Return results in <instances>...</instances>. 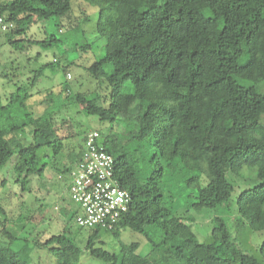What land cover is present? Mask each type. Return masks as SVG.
<instances>
[{
    "label": "trees",
    "instance_id": "1",
    "mask_svg": "<svg viewBox=\"0 0 264 264\" xmlns=\"http://www.w3.org/2000/svg\"><path fill=\"white\" fill-rule=\"evenodd\" d=\"M86 1L97 8L96 31L105 39L103 58L88 70L96 82L105 80L108 90L106 96L97 92L72 95L64 84L67 93L60 106L79 103L86 114L102 121L123 119L130 124L135 142L131 149L101 142L114 156L115 175L130 195L118 227L107 232H137L149 248L140 254L138 242H119V250L110 252L99 237L106 230L97 228L89 229L80 247L68 222L61 219V232L45 241L33 226L23 237L5 226L0 228L9 244L20 240L11 261L7 248L0 244V264H34L31 254L36 248L59 250L54 264H79L83 254L103 264H264V237L257 255L247 253L231 242L223 220L215 218L208 240L201 242L172 203L178 192L189 189L186 202L195 213L216 208L234 188L228 175L238 177L247 166L255 171L256 180L236 196V211L250 231L264 234V125L260 123L264 114V0H230L221 9L216 0ZM71 7V0H0V16L13 24L4 32L14 48L24 47L19 44L22 40L46 47L58 39L14 38L25 35L36 22L51 21L57 26V19L67 16ZM52 64L40 67L33 82ZM68 67L69 63L60 69L67 75ZM28 97L25 91L15 92L7 103L0 102V114H6L0 122V168L13 162L14 181L22 193L30 191L29 176L43 177L47 163L42 158L47 154L42 147L50 149L53 158L63 147L52 112L47 108L34 116L26 110ZM15 106L16 111H24V121L11 113ZM27 127L31 128L30 142L23 144L18 132ZM84 134L74 158L69 153L68 165L51 166L58 175L80 159ZM140 162L147 166L146 172H141ZM59 200L56 211L71 209L70 199L61 195ZM0 212H4L1 205ZM76 213L77 208L72 218ZM39 214L42 222L45 215ZM24 220L30 222L27 217Z\"/></svg>",
    "mask_w": 264,
    "mask_h": 264
},
{
    "label": "rangeland",
    "instance_id": "2",
    "mask_svg": "<svg viewBox=\"0 0 264 264\" xmlns=\"http://www.w3.org/2000/svg\"><path fill=\"white\" fill-rule=\"evenodd\" d=\"M230 4V0H216V7L219 9ZM71 6L72 9L67 16L57 19L59 23L57 26L52 25L51 21L36 22L30 26L25 35L14 38L43 41L53 36L58 39L49 46L43 47L40 43L27 44L26 40L24 42L22 40L19 44L24 43L25 46L14 48L7 34L0 31V102L7 103L12 93L27 92L29 97L24 101L26 110L37 116L48 108L52 112L51 118L56 133L63 143L62 149L54 158L50 149L42 147L41 150L46 151L47 154L42 160L47 164L41 179L37 176H29V193H22L20 185L14 181L13 162L0 168V205L4 208V212H0V228L5 226L17 237H23L29 234L27 230L30 231L33 226L39 229L42 233L40 239L45 241L51 235L61 232L63 226L61 219H64L68 222L78 245L82 247L90 230L81 229L72 218L71 214L76 210L72 201H69L70 210L56 211L55 206H60L59 197L63 195L69 200V196L66 190L67 178L64 174L59 178L58 173L54 172L51 166L57 163L62 169L64 165H68L70 161L68 155L71 153L74 158L83 132L86 135L90 131H96L102 143L115 142L130 149L135 146V142L132 139L130 124L123 119H117L113 123L102 121L96 115L86 114L85 108L79 103L60 106L67 91L72 95L77 92L86 94L97 92L101 96H106L108 90L105 80L96 82L91 78L88 70L93 62L103 58L105 52V39L96 31L98 10L86 0H71ZM54 60L56 62H53ZM48 62L53 63L52 66L43 68L41 76L33 82L35 73ZM68 63L66 75L60 67ZM104 68L107 72L110 70L108 62L105 63ZM64 84L67 91L63 87ZM127 90L131 91L132 86ZM262 90L264 91V87ZM11 113L16 114L19 121H24V111H16V106L11 108ZM5 115L0 114V122ZM260 123L264 125V114L260 118ZM30 129L27 127L24 132H18L23 144L30 142ZM138 165L141 172H146L145 164L140 162ZM228 176L234 188L229 199L216 208H203L200 213H195L192 206L186 202L188 199L185 194L189 189L178 192L172 203L177 209V214L182 215L185 221L191 224L192 231L199 241L208 240L215 223L213 220L219 218L225 223L232 243H237L247 253L257 255L264 234L262 231H250L240 219L235 205L238 193L254 184L255 171L245 166L238 177L230 174ZM171 189L177 190L174 185ZM39 213L45 215L42 222L39 220L41 217ZM25 217L30 220L29 225L24 220ZM189 217H192V220H189ZM99 237L104 241V248L110 252L119 250V242L123 244L138 242L140 254H145L149 248L143 235L129 229L120 230L118 235L101 231ZM0 244L7 248V259L13 260L15 251L19 249L20 240L9 244L8 239L0 233ZM100 245L99 242L96 243V246ZM59 253L60 251L56 249L49 252L46 248H36L31 257L34 264H54ZM79 264L103 263L92 259L88 254H83Z\"/></svg>",
    "mask_w": 264,
    "mask_h": 264
},
{
    "label": "built area",
    "instance_id": "3",
    "mask_svg": "<svg viewBox=\"0 0 264 264\" xmlns=\"http://www.w3.org/2000/svg\"><path fill=\"white\" fill-rule=\"evenodd\" d=\"M12 27L0 16V31ZM64 176L68 198L77 208L75 221L79 227L106 231L118 227L127 212L130 195L119 184L115 158L105 149L96 131L85 135L80 159Z\"/></svg>",
    "mask_w": 264,
    "mask_h": 264
}]
</instances>
